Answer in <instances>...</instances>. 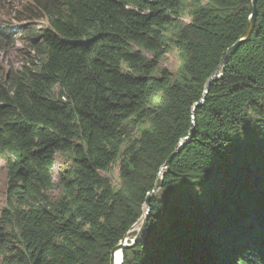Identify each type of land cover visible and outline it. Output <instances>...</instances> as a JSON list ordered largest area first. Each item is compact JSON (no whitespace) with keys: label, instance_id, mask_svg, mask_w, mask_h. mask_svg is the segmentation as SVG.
I'll return each instance as SVG.
<instances>
[{"label":"trees","instance_id":"16d2710c","mask_svg":"<svg viewBox=\"0 0 264 264\" xmlns=\"http://www.w3.org/2000/svg\"><path fill=\"white\" fill-rule=\"evenodd\" d=\"M256 8L192 119L250 0H23L26 24L0 27V50L9 39L26 55L0 65V264H110L170 157L121 264H264V0ZM170 51L173 77L157 66ZM57 154L68 163L50 198Z\"/></svg>","mask_w":264,"mask_h":264},{"label":"rangeland","instance_id":"374dc122","mask_svg":"<svg viewBox=\"0 0 264 264\" xmlns=\"http://www.w3.org/2000/svg\"><path fill=\"white\" fill-rule=\"evenodd\" d=\"M23 0H0V27L1 28H14L17 29L21 25L26 24V22H18L15 20L14 15V9L19 8V4ZM199 3L204 4L206 3V0H198ZM180 22L185 23L187 19L185 17L179 18ZM15 41V40H14ZM7 44L4 46V49L0 50V65L4 66L5 68L7 66L14 65V67H18L19 64L24 60V57L26 56L23 54L22 45L20 43H14L12 40H6ZM13 44V45H12ZM159 69H163L166 72L169 73L170 76H174L177 74L180 66V60L177 57L176 53L174 51H170L166 53L158 62L157 64ZM68 163V159L64 158L62 155L57 154L56 156V168L55 171L53 172V176L55 178L54 186L53 188L48 192V196L50 198L56 197L60 194V189L57 187V177H58V172L61 167H65ZM3 163L0 160V208H3L5 204V179H4V170H3ZM118 169L113 168L112 172L110 173V178L111 182L114 185H117L118 183ZM139 225L136 224L132 230L131 233H135V236L140 228V225L137 230V226ZM133 240V239H132ZM131 240V241H132Z\"/></svg>","mask_w":264,"mask_h":264},{"label":"water","instance_id":"95a60500","mask_svg":"<svg viewBox=\"0 0 264 264\" xmlns=\"http://www.w3.org/2000/svg\"><path fill=\"white\" fill-rule=\"evenodd\" d=\"M250 1H251V6H252V13H251V16L249 18L248 26H247L244 34L242 35V37L236 43H234V45H232L231 47H229L226 51H224L222 53L220 68L218 69V71L216 73H214L206 81L205 86H204V90H203L202 98L197 103H195L191 109L192 110V119L194 118V111H195L196 107H198L199 105H201L203 103L204 97L207 94L209 87L212 84V82H214V81H216L222 77V75L224 73V66L226 65L228 60L236 52L238 47L243 42H245L253 33V29L255 26V19H256V15H257V8H256V0H250ZM191 133H192V130H190L188 132V136H190ZM186 139H187V137L181 139L178 142V147L175 150V152L173 153V155H175L176 153L179 152L180 148L183 146V143H184V141H186ZM170 160H171V157L164 163V166L160 168L158 175H157V180L154 184V187H153L152 191L146 196L145 205H144V214H143V217L138 221V223L140 224V228H139L136 236L134 237V239L131 241L130 244L127 243V240H124L123 242L119 243L116 247L113 248V250L111 251V255H110V264H115V257H116V254L118 252H120V257H121L119 264H121L123 250L126 248H130V247L134 246L137 242H139L141 240L142 236L144 235L145 230H146V224H147V216H148L149 210H150L149 209V203H150L152 197L154 196V194L161 187L162 173H163L164 169H166L169 166Z\"/></svg>","mask_w":264,"mask_h":264},{"label":"bare ground","instance_id":"6f19581e","mask_svg":"<svg viewBox=\"0 0 264 264\" xmlns=\"http://www.w3.org/2000/svg\"><path fill=\"white\" fill-rule=\"evenodd\" d=\"M139 225H140V224H139ZM139 225L136 227L137 230H138ZM120 260H121L120 252H118V253L116 254V257H115V264H119V263H120Z\"/></svg>","mask_w":264,"mask_h":264}]
</instances>
